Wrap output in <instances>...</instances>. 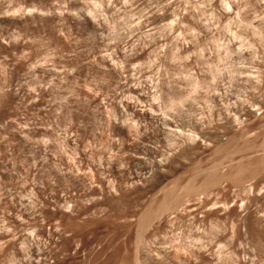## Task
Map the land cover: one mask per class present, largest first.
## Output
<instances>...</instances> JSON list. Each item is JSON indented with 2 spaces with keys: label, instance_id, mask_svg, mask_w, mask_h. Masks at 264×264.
I'll use <instances>...</instances> for the list:
<instances>
[{
  "label": "rangeland",
  "instance_id": "rangeland-1",
  "mask_svg": "<svg viewBox=\"0 0 264 264\" xmlns=\"http://www.w3.org/2000/svg\"><path fill=\"white\" fill-rule=\"evenodd\" d=\"M0 264H264V0H0Z\"/></svg>",
  "mask_w": 264,
  "mask_h": 264
},
{
  "label": "bare ground",
  "instance_id": "bare-ground-1",
  "mask_svg": "<svg viewBox=\"0 0 264 264\" xmlns=\"http://www.w3.org/2000/svg\"><path fill=\"white\" fill-rule=\"evenodd\" d=\"M234 133V132H233ZM217 137V136H216ZM219 138V137H218ZM218 138H216V139H218ZM232 138L233 139H236L237 137H236V134L235 135H232ZM142 224H140L139 225V229H141L142 228ZM82 229V228H81ZM84 229V228H83ZM85 230H86V228H85ZM72 236V235H71ZM81 236V235H80ZM93 236V235H92ZM74 237V236H73ZM78 237V236H77ZM95 236H93V238H94ZM80 237H78L77 239H79ZM84 239V238H83ZM98 239H100V238H98ZM96 240H97V235H96ZM79 241V240H78ZM94 242H96L95 240H93ZM100 241V240H99ZM98 242V241H97Z\"/></svg>",
  "mask_w": 264,
  "mask_h": 264
}]
</instances>
